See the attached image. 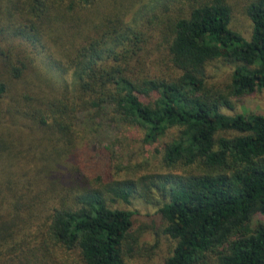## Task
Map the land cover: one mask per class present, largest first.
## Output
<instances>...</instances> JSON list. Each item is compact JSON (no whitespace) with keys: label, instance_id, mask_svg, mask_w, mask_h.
Listing matches in <instances>:
<instances>
[{"label":"trees","instance_id":"obj_1","mask_svg":"<svg viewBox=\"0 0 264 264\" xmlns=\"http://www.w3.org/2000/svg\"><path fill=\"white\" fill-rule=\"evenodd\" d=\"M109 1L0 0V264H137L162 243L159 264H264V112L238 110L264 90V0L250 38L229 0ZM102 124L154 158L114 172L87 141ZM134 196L160 205L151 245Z\"/></svg>","mask_w":264,"mask_h":264},{"label":"rangeland","instance_id":"obj_2","mask_svg":"<svg viewBox=\"0 0 264 264\" xmlns=\"http://www.w3.org/2000/svg\"><path fill=\"white\" fill-rule=\"evenodd\" d=\"M250 1L251 0H229L233 9L231 26L246 38H250L253 29V23L246 12V7ZM133 4L135 3L133 2ZM105 5L111 7L110 1L103 0L100 6L96 5V7L103 9L106 8ZM134 10L135 6H131L130 1L129 6L125 7L122 11H126L130 15ZM85 14L91 15L93 13ZM233 69L234 63L228 62L225 59L215 60L208 66V73L211 76L210 82H215L216 84L226 83L230 80ZM238 108L240 112H264V90L249 95L246 101ZM90 134L91 138L89 137L90 140H87L89 144L93 143V140H97L95 141L96 143L105 145L110 149L114 172L118 171V166H130L134 163L145 162L147 159L154 158L156 146L146 144L143 141L144 134L139 128H122L114 133L111 128L102 124ZM125 170L126 169L123 170V174L127 173ZM132 199V203L122 204V206L136 211L135 229L141 231L142 241L146 242L147 245H151L156 242L158 234L161 231L158 227L159 220L157 216V209L160 205L149 203L145 198L138 196H134ZM156 250V255L149 254V258H140L137 260V264H159L160 259L166 253L167 247L162 243ZM153 252L154 249L148 251V253Z\"/></svg>","mask_w":264,"mask_h":264}]
</instances>
